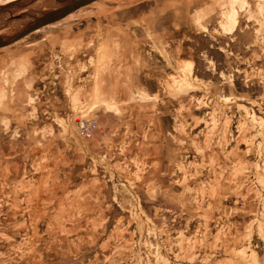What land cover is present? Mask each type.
<instances>
[{
    "label": "rangeland",
    "instance_id": "rangeland-1",
    "mask_svg": "<svg viewBox=\"0 0 264 264\" xmlns=\"http://www.w3.org/2000/svg\"><path fill=\"white\" fill-rule=\"evenodd\" d=\"M63 18L0 48V264H264V0Z\"/></svg>",
    "mask_w": 264,
    "mask_h": 264
},
{
    "label": "water",
    "instance_id": "water-1",
    "mask_svg": "<svg viewBox=\"0 0 264 264\" xmlns=\"http://www.w3.org/2000/svg\"><path fill=\"white\" fill-rule=\"evenodd\" d=\"M56 1H57L56 6L48 10H45L43 12H40L36 16H31V20L27 21L23 25V27L17 30L16 32L10 35H4V36L0 35V48L4 46H8L18 41L19 39L23 38L27 34L33 32L34 30L41 28L49 23L55 22L65 17L67 14L71 13L72 11H75L81 7L89 5L98 0H56ZM13 5H16L18 7H23L26 5V3H20L17 0H15L2 4L0 5V14L6 8H9Z\"/></svg>",
    "mask_w": 264,
    "mask_h": 264
},
{
    "label": "built area",
    "instance_id": "built-area-1",
    "mask_svg": "<svg viewBox=\"0 0 264 264\" xmlns=\"http://www.w3.org/2000/svg\"><path fill=\"white\" fill-rule=\"evenodd\" d=\"M96 127V120L92 117H83L76 119L77 133L83 138L91 137Z\"/></svg>",
    "mask_w": 264,
    "mask_h": 264
},
{
    "label": "bare ground",
    "instance_id": "bare-ground-1",
    "mask_svg": "<svg viewBox=\"0 0 264 264\" xmlns=\"http://www.w3.org/2000/svg\"><path fill=\"white\" fill-rule=\"evenodd\" d=\"M98 1H99V0H98ZM239 1H242V0H239ZM44 2H45V1H44ZM95 2L97 3V1H95ZM95 2H93V3H95ZM41 3L43 4V2H41ZM41 3H40V4H41ZM38 4H39V2H38ZM246 4H247V3H246ZM246 4H245V5H246ZM86 6H87V5H86ZM243 7H244V6H243ZM81 8H82V7H81ZM79 9H80V8H79ZM83 9H84V8H83ZM77 10H78V9H77ZM25 11H26V10H25ZM75 11H76V10H75ZM27 12H28V11H27ZM72 12H74V11H72ZM72 12L69 13V14H67V15L72 14ZM21 13H22V12H21ZM226 18H227V20L230 21V22H235V23L238 22L237 19H236L234 16H229V15H227ZM63 19H64V18H63ZM59 22H60V21H59ZM55 23H56V22H55ZM235 25H236V24H235ZM48 26H49V25H48ZM232 26H233V25H232ZM233 28H234V26H233ZM1 30H2V29H1ZM40 30H42V29H40ZM10 31H11V30H10ZM5 32H6V31H5ZM5 32H4V33H5ZM8 32H9V31H8ZM1 33H2V32H0V34H1ZM4 33H3V34H4ZM4 47H6V46H4ZM193 86H194V85H193ZM190 87H191V86H190ZM244 253H245V252H244ZM194 254H195V253H194ZM194 254H193V255H194ZM243 256H244V255H243Z\"/></svg>",
    "mask_w": 264,
    "mask_h": 264
}]
</instances>
